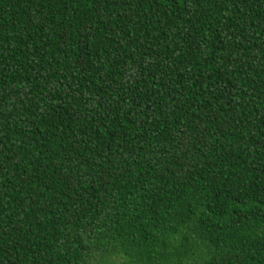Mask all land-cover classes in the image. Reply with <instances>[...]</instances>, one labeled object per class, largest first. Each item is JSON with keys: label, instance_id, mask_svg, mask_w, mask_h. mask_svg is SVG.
<instances>
[{"label": "trees", "instance_id": "16d2710c", "mask_svg": "<svg viewBox=\"0 0 264 264\" xmlns=\"http://www.w3.org/2000/svg\"><path fill=\"white\" fill-rule=\"evenodd\" d=\"M0 264H264V0H0Z\"/></svg>", "mask_w": 264, "mask_h": 264}]
</instances>
